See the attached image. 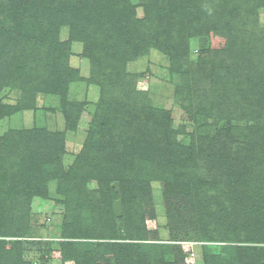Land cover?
Instances as JSON below:
<instances>
[{"label":"trees","instance_id":"trees-1","mask_svg":"<svg viewBox=\"0 0 264 264\" xmlns=\"http://www.w3.org/2000/svg\"><path fill=\"white\" fill-rule=\"evenodd\" d=\"M25 1L14 0L12 3L24 6ZM27 1L35 9L30 11L37 25L33 33L39 32V37H31L29 32L23 37L0 35V40L7 42L0 46V86L16 76L12 81L21 90L22 98L16 108L8 106L15 112L35 108L39 93L61 95L68 130L76 129L83 106L67 102L68 90L77 79V72L69 65L71 42L59 39L61 28L69 26L71 37L84 41L85 54L90 58L93 40L87 39L85 24L95 28V19L105 16L112 25L119 21V16L127 19L128 24L120 30H128L123 34L124 45L106 53L103 64L92 73L90 81L102 84V95L83 151L67 174L58 173L64 153V134L35 128L19 133L22 142L11 144L8 140L6 149L19 152L21 164L19 169L12 167L17 168L15 175H18L16 183L10 181L8 189L12 192L4 190L0 196V235L10 237L23 232V228L14 230L12 225L8 226L6 215L20 210L27 211L28 215L34 194L47 197L44 185L48 179L58 178L59 192L65 195L68 205L63 223L65 238L131 241L118 246V264H131V251L135 254L144 252L146 261L153 258V264H179L172 261V250L168 246L138 242L147 240L150 234L145 229V220L154 212L151 210L150 181L162 179L161 173L167 166L163 162L171 154L175 159L177 148L174 149L176 132L172 129L169 112L148 106L146 95L134 89V76L126 72V62L135 61L153 48L169 57L170 73L178 80L177 93L184 97L186 105L196 103L204 92L203 95L210 99L211 110L194 106L197 113L211 114L214 121H228L224 126L216 125L210 144H193L188 164L190 170L185 173L181 168L180 175L174 177L179 186L170 184L168 176H163L169 203L168 217L175 219V214L185 209L171 204L170 200L171 194H182L187 198V209L196 214L190 222L201 224L200 239H221L247 245L257 243L255 247L226 251L230 258L213 257L207 264H264V141L257 146L259 156L254 155L251 159L246 155L242 162L230 156L233 146L230 135L236 128L232 125L234 120L251 122L247 129L254 142L258 135L264 139V0H160L169 10L167 22L160 26L137 19L128 0ZM213 37L223 39L221 47H214ZM193 38H207L208 44L201 47L196 65L190 59ZM3 52L6 59L1 57ZM46 56L45 65L50 68L49 71L46 68L49 75H45L46 79L45 76H30L32 69L26 70L20 66L22 62L15 61L24 58L37 64ZM193 119L195 123L199 121L198 117ZM95 126L99 138L93 145L91 130ZM96 151L113 155L108 161L102 159L99 162ZM87 162L89 169L85 181H75L78 169L84 168ZM199 163L205 164L206 170L213 173L210 175L213 180L201 178ZM92 178H98L102 184L113 179L122 183L124 236L112 215L107 193L101 192L99 199L88 197L85 183ZM1 187L5 189L4 181ZM148 210L152 213L149 216ZM88 212L90 218L86 219L84 216ZM82 220H85L84 224ZM8 242L0 241V264H31L21 253L23 243ZM8 245H11L10 251L6 249ZM63 245L64 252L82 250L84 257L77 260L78 264H89L88 260L93 259L90 244H84V247L79 243ZM47 246L38 244L42 254ZM107 246L113 248V245ZM245 252L251 255L244 257Z\"/></svg>","mask_w":264,"mask_h":264},{"label":"rangeland","instance_id":"rangeland-1","mask_svg":"<svg viewBox=\"0 0 264 264\" xmlns=\"http://www.w3.org/2000/svg\"><path fill=\"white\" fill-rule=\"evenodd\" d=\"M13 1L0 0V35L5 34L8 36L9 34H13L14 37H23L29 32L31 33V37H39V32L33 33V28L37 25L31 16V8L33 9L31 3L26 0L24 6H19L16 2L12 3ZM151 1L128 0L127 4L132 9L134 8L137 19L150 22L154 26H160V24L162 25L167 22L165 19L169 16V10L165 8V2L155 0L152 3ZM117 18L119 21L112 25L108 24L109 21L105 16L95 19L94 22L97 25L95 28H91L89 24H85L84 28L86 36H88L87 39L93 40L91 43L94 48L92 50V58L87 57L85 54L86 44L84 41L71 37L72 33L69 26L61 28L59 39L61 42H71L69 65L77 72V79L70 84L67 102H76L83 106L81 118L77 122L75 130H68L66 127V120L62 113L63 97L61 95L39 93L36 98L35 108L22 109L15 112L11 111V108H8V106L16 108L22 98L21 90L15 87L12 81L16 76L10 78L8 82L0 86V196L4 190L11 193L12 190L8 189L11 186L10 181L13 180L16 183V180H18V175H15V172H17V168L19 169L21 164L19 152H16L15 149L13 151V149L6 148L8 140L11 144H14L15 141L22 142L19 135L20 132H27L35 128H45L51 134H64V153L60 159L62 163V165L60 164L61 171L59 170L58 173L67 174L76 164L88 139L93 116L102 95V84L90 81L92 73L103 64V58L106 53L110 54L113 52V49L118 50V48L124 45L123 34L128 28L124 30L120 29L128 25L127 19H122L119 16ZM3 39L4 41L6 40L5 38ZM205 39L193 38L191 41L190 59L195 65L198 63L197 60L200 56L201 47L208 45ZM32 40L34 42V39ZM1 43L4 45L7 42L0 40V46H2ZM223 43V39L213 37L214 47H221ZM94 56L96 59H94ZM1 57L2 59H6V53L3 52ZM46 60L47 56L44 59L40 58V62L37 64L30 63L29 60H25L24 58L15 61L22 62L20 66H23L26 70L32 69L30 76L37 78L45 75L49 76L48 73L46 74V68H48V71L50 69L45 65V62L47 63ZM23 63H25V66ZM126 64L127 74L135 78L134 89L146 95L144 98L148 106L169 112L172 129L176 132L174 149L177 148L175 151L173 150L175 159L172 158L173 154L168 155L163 162L167 166L164 168V173H161L162 179L150 181L151 210L154 212L152 217L145 220V229L150 233L149 237L147 240L138 242L156 246H168L172 250V261H178L179 264H207V261H210L213 257L222 256L223 258H230L226 251L230 252L237 248L247 249L255 247L257 243L247 245L221 239H213L212 241L200 239V222H190L196 214L187 209V198L182 194L179 196L178 194H171L173 196H171L170 200L171 204L185 207V209L180 211L179 214L176 213L177 217L175 219L168 217L169 203L165 197L166 186L163 176H168L170 184L178 185L174 182V177L180 175L181 168L185 169V173L190 170L191 167H188V164L191 162L189 159L192 157L193 144H210L213 141L216 125L220 123V125L224 126L228 121H214L211 114L197 113L194 106L207 108L208 111L211 110L210 103H208L210 99L208 96L203 95L204 92L201 93L202 95L197 99L196 103L192 102L190 106L184 103V97L177 93L176 83L178 80L172 77L170 73V61L167 55L151 48L147 54L138 57L135 61H128ZM6 66H9V64L6 63ZM8 112L13 113L8 114ZM194 116L198 117L199 121L197 123L193 119ZM250 123L245 120H234L232 123L236 128L232 130L230 135L233 141L230 156L232 159L240 160V162L247 158L246 155L249 158L254 155L259 156L257 146L264 141L259 135L256 137V142L249 136L247 127ZM98 132L96 126L91 130L93 145L98 142ZM112 155V153L109 154L107 151H96L95 156L96 160L100 162L102 159H107L108 161V158H111ZM204 165L198 164V174L205 181L207 179L213 180V177L210 176L213 173L206 170L207 168ZM14 166L17 168L13 169L12 167ZM88 169L89 163L87 162L84 168L78 169V172L75 174L77 175L75 181H85ZM3 181L5 182V189L1 187ZM183 185L185 184L182 183ZM85 187L89 192L88 197L91 199H99L101 192L107 193V200L112 207V215L118 227H121L122 235L125 234L124 230H122L124 227L122 219L124 217L125 204L122 183L113 179L102 184L98 178H92L86 181ZM44 190L47 192V197L36 194L32 197L28 215L27 211L24 210L6 215L7 225H12L13 227H11L14 230L16 228H23V232L26 230L25 234L22 235L23 232H18L10 237L0 235V241L23 243L24 249L21 253L25 255V261L31 264H43L44 262L45 264H78L77 260L84 257L82 250L71 249L64 252L62 249L64 243H79L82 246L84 244L92 245L91 251L94 253V256L92 260H88L89 264L91 262L94 264L119 263L118 246L124 244V242L130 243L131 241L110 240L106 238H65L63 235V223L68 205L65 204L67 199L65 195L59 192V179H48L47 184L44 185ZM150 213L151 211L148 210L147 216ZM84 218H90L89 212ZM84 222L85 220H82L83 224ZM38 244H47L46 248L48 251L44 248L45 252L42 254L38 248ZM99 245H106V247L102 248ZM107 245H113V248ZM114 245L116 246L114 247ZM6 249L10 251L12 249L11 245H8ZM131 253L132 255L129 258L131 264H138L139 261H144L143 264H153L154 259L146 261L144 252L139 251V254L137 252L135 254L134 251H131ZM254 253H252V256H254ZM249 254L245 252L242 255L246 257ZM236 257L238 258V256ZM41 259L45 261L42 262Z\"/></svg>","mask_w":264,"mask_h":264}]
</instances>
